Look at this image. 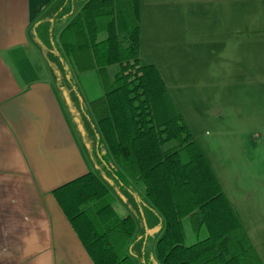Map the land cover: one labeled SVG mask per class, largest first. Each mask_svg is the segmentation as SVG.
I'll return each instance as SVG.
<instances>
[{
  "label": "crops",
  "instance_id": "obj_1",
  "mask_svg": "<svg viewBox=\"0 0 264 264\" xmlns=\"http://www.w3.org/2000/svg\"><path fill=\"white\" fill-rule=\"evenodd\" d=\"M63 1L0 0V264H95L54 195L56 188L96 171L36 42V25ZM86 1L76 2V10ZM70 20H53L54 38L89 105L104 88L100 83L93 94L95 78L79 80L62 49L60 33ZM141 25L142 63L148 59L161 75L165 64L154 56L171 57L184 39L191 44L206 39L208 91L194 104L206 105V118L201 119L208 135H229V121L235 119L242 133L249 126L252 134L264 135V0H141ZM93 72L99 75L97 70L79 74ZM236 83L241 93L227 95L226 89ZM206 158L264 264V186L255 190L253 202L232 199L215 160ZM114 208L122 217L132 215L119 194ZM141 221L138 233L145 235L148 258L160 264L156 244L163 226L148 208ZM184 226L187 245L207 236L206 229L197 235L188 219Z\"/></svg>",
  "mask_w": 264,
  "mask_h": 264
},
{
  "label": "trees",
  "instance_id": "obj_2",
  "mask_svg": "<svg viewBox=\"0 0 264 264\" xmlns=\"http://www.w3.org/2000/svg\"><path fill=\"white\" fill-rule=\"evenodd\" d=\"M76 2L57 7L44 36L37 30L44 21L35 30L96 165L54 190L94 263L158 264L138 233L148 208L163 226L160 264H263L159 69L142 63L141 0H88L78 11ZM60 16L71 18L60 42L76 72L100 74L104 93L88 106L54 38L53 20ZM112 65L120 67L113 79ZM116 194L132 215L116 212ZM186 219L207 236L187 245Z\"/></svg>",
  "mask_w": 264,
  "mask_h": 264
},
{
  "label": "rangeland",
  "instance_id": "obj_3",
  "mask_svg": "<svg viewBox=\"0 0 264 264\" xmlns=\"http://www.w3.org/2000/svg\"><path fill=\"white\" fill-rule=\"evenodd\" d=\"M83 1L84 0H77V4H81ZM56 9L57 7L54 11L49 12L40 19V21H44V23L40 25L38 30L43 36L49 30V24L51 23L53 14L57 11ZM205 40L204 38H200L198 44H191L190 41L184 39L181 49L178 48L176 54L171 57L157 55L153 58H155L156 62H163L165 64L164 67L160 66V68L162 70V77L166 80L167 86H169L168 89L170 88L169 92L179 112L182 114L184 121L189 127L190 132L198 140L204 155H208L215 160L217 166V168L215 166V170L220 176V180L226 192L232 199L238 197L244 200V198L247 197L248 202L250 200L253 202L255 190L262 189V186H264V135L252 134L250 132L251 127L249 126L246 128L245 134L242 133L239 127L240 123L237 119H235V121H229V135L224 137L207 134L205 120L201 119L202 117L206 118L204 114L206 112V105L205 108H200V106L194 104V101H196L198 97L205 98L208 91L206 87L207 56L208 50L210 49L206 45ZM146 60L147 61L144 62L145 64L148 62V59ZM116 69L119 71V66L107 70L110 78L115 76H113L112 73ZM78 75L80 78L79 80L84 83L90 76L95 78L97 87L93 86L91 88L93 94L96 92L95 88L101 87L100 85L102 82H100V74L98 75L96 72H93L85 75L77 73L76 76ZM76 80L75 78V81ZM227 91V95L231 93V95L235 97H238L237 95L241 93V89L237 83L227 88L226 92ZM262 91L264 92V89ZM91 92L89 91L88 94H91ZM84 103L88 106L85 99ZM248 108L249 107H247V110ZM192 116L195 117V119ZM71 118L78 132L80 141L82 142L83 129L77 124V119L74 117ZM82 145H84L83 142ZM263 198L264 196L261 197V199Z\"/></svg>",
  "mask_w": 264,
  "mask_h": 264
}]
</instances>
